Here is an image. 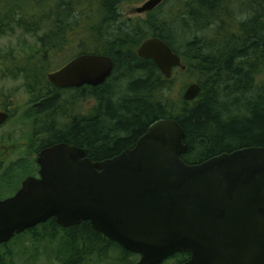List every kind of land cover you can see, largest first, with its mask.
<instances>
[{
  "label": "water",
  "instance_id": "95a60500",
  "mask_svg": "<svg viewBox=\"0 0 264 264\" xmlns=\"http://www.w3.org/2000/svg\"><path fill=\"white\" fill-rule=\"evenodd\" d=\"M167 0H147L137 14ZM170 80L181 58L159 38L138 48ZM108 56L82 55L48 75L59 88L98 87L112 75ZM201 93L191 83L185 102ZM9 114L0 113V125ZM186 133L178 122L153 123L135 146L95 162L65 143L38 154L39 177H28L11 198L0 200V245L55 219L63 228L89 222L136 264H163L188 252L183 264H264V147L223 153L187 164Z\"/></svg>",
  "mask_w": 264,
  "mask_h": 264
},
{
  "label": "trees",
  "instance_id": "16d2710c",
  "mask_svg": "<svg viewBox=\"0 0 264 264\" xmlns=\"http://www.w3.org/2000/svg\"><path fill=\"white\" fill-rule=\"evenodd\" d=\"M69 1L43 0L47 9L41 19L46 27H67L73 10ZM97 1L105 26L91 33L90 44L84 41L77 46L80 54L112 58L113 73L104 84L91 89L97 102L93 119L78 118L61 127L56 125L59 116L72 113L86 97V88L72 93V100L61 111L60 91L51 88L47 76L52 71L41 60L44 70L37 76L48 100L41 104L40 113L47 114L51 124L43 130L47 138L39 142L41 149L64 142L82 148L95 162L103 161L133 148L149 126L162 119L175 120L185 131L188 151L182 158L187 164H199L239 149L264 147V82L257 85L264 77V0H167L152 12L153 24L140 26L121 21L117 7L127 0ZM0 4L10 7L0 12L1 18L10 19L17 9H23L20 0H0ZM42 20H36L35 27H41ZM63 32L46 37L50 52L56 54L69 44L68 39L63 42ZM151 37L167 43L186 70H174L172 79L167 80L153 61L141 59L137 50ZM185 72L199 75L195 76L201 93L195 101L185 102L181 97L172 103L168 92ZM115 75L121 79L114 83L118 93L109 90ZM41 83L36 81L37 86ZM41 226H50L53 232L60 229L69 239L82 242L85 253L75 254L69 264H80L82 254L104 257L108 249L119 250L124 260L139 258L96 232L89 222L61 228L51 219ZM39 227L21 236L35 233ZM189 259L188 252L177 253L163 264L171 260L183 264Z\"/></svg>",
  "mask_w": 264,
  "mask_h": 264
},
{
  "label": "rangeland",
  "instance_id": "374dc122",
  "mask_svg": "<svg viewBox=\"0 0 264 264\" xmlns=\"http://www.w3.org/2000/svg\"><path fill=\"white\" fill-rule=\"evenodd\" d=\"M69 2L73 8L69 12L72 19L67 21V27H61L64 30H61L59 25L46 27L43 23L41 18L45 16L47 9L42 5L43 0H20L23 9H17L15 16L10 19L0 16V107L4 101H10L12 108L11 117L0 125V200L13 196L27 176H37L38 173L35 161L39 142L47 138L43 130L51 127L47 114L36 113L35 103L31 100V94H44V86L37 76L44 70L40 64L43 55H48L47 60L44 59L43 62L53 72L66 62L80 43L85 41L90 44V35L95 29L105 26L102 23L103 13L99 1ZM144 2L127 0L118 5L117 12L121 15V21L126 24L131 22L132 26H140L146 22L153 24V13H136V9ZM8 8L9 4H0L1 13H5ZM36 20H42L43 25L35 27ZM59 31L60 34L65 31L62 34L66 37L63 42L68 39L69 44L64 46L60 54H54L45 46L48 42L46 37L57 36ZM69 48L73 50L67 54ZM47 49L48 52L44 53ZM187 73L180 74L171 86L168 98L172 103L181 99L189 84L198 83L197 73ZM31 78L35 80L34 84H31ZM36 81L41 85L37 86ZM120 81L119 76L115 75L109 90L118 93L119 89L115 88L114 83ZM262 82L264 77L257 81V85ZM29 87L33 91L29 90ZM71 95V92L63 94L65 105L71 101ZM84 105L85 101H79L76 109L84 110ZM70 116L71 114L60 115L56 125L62 127L65 122L69 123ZM83 248L82 242L69 239L62 230L53 232L50 226H41L35 233H28L8 245L1 246L0 264H69L75 254L80 251L85 253ZM83 254L80 264H136L139 260L134 257L124 260L121 252L116 249H108L101 258L98 253L92 256ZM175 262L171 260L165 264Z\"/></svg>",
  "mask_w": 264,
  "mask_h": 264
},
{
  "label": "flooded vegetation",
  "instance_id": "af4514ba",
  "mask_svg": "<svg viewBox=\"0 0 264 264\" xmlns=\"http://www.w3.org/2000/svg\"><path fill=\"white\" fill-rule=\"evenodd\" d=\"M73 48L68 50L67 54H69L70 52H72ZM73 54L69 55V57L64 61L65 63L59 67L57 70L53 71V72H57L59 70H61L62 68H64L67 64H69L72 60L76 59L77 57L79 56H82V55H85V54H80V49L79 47L78 48H74L73 50ZM61 51H59L58 53L56 54H60ZM90 55H92L90 53ZM46 56L43 55V59H45ZM41 64V63H40ZM52 85V84H51ZM52 89L54 88V90L56 91H60V101H59V108L60 110L62 111L63 109H65L67 107V105L63 104L64 100H63V94H66V93H76L75 91H82L84 90V88H86V97L85 98H81V102L85 101V105H84V110H81V109H76V107H78V104H76L74 106V109L72 110V113H71V116L69 117V124L74 122V121H77L78 118H83V117H86V119H88V121L92 120L93 118V114H94V109H95V105H96V101L95 99L93 98V95H92V90L94 87L92 86H84L82 88H59V87H55L52 85L51 87ZM50 93H51V90H49ZM33 97H32V101L35 103V110H36V113L38 114H45V113H40V107H41V104H43L45 101H47L48 99L46 98V94H45V90H44V94H39V95H34V94H31ZM50 97V96H49ZM70 99L72 100V96H70ZM1 107H0V113H5V114H9L10 117H11V102L10 101H4L3 103H1ZM65 106V107H64ZM69 114V113H68ZM64 143V142H62ZM56 144H61V143H54V144H51L49 146H45L44 148H47V147H50L52 145H56ZM69 145V144H68ZM70 146H74V145H70ZM41 147V144L38 146L39 149ZM76 147V146H74ZM42 148V149H44ZM41 149V150H42ZM40 150V151H41ZM39 153V152H38ZM37 153V155H38ZM88 156V155H87ZM36 160H37V156H36ZM5 199V198H4ZM2 200V199H1Z\"/></svg>",
  "mask_w": 264,
  "mask_h": 264
},
{
  "label": "bare ground",
  "instance_id": "6f19581e",
  "mask_svg": "<svg viewBox=\"0 0 264 264\" xmlns=\"http://www.w3.org/2000/svg\"><path fill=\"white\" fill-rule=\"evenodd\" d=\"M66 144V143H65Z\"/></svg>",
  "mask_w": 264,
  "mask_h": 264
}]
</instances>
